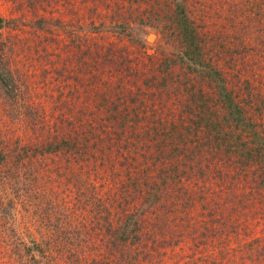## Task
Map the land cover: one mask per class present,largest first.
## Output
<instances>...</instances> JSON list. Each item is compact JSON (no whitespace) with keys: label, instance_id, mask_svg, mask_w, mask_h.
Returning <instances> with one entry per match:
<instances>
[{"label":"rangeland","instance_id":"1","mask_svg":"<svg viewBox=\"0 0 264 264\" xmlns=\"http://www.w3.org/2000/svg\"><path fill=\"white\" fill-rule=\"evenodd\" d=\"M0 15L21 88H0V264L26 248L87 264L103 217L129 211L156 231L150 264L264 245V0H0ZM241 96L242 129L192 122Z\"/></svg>","mask_w":264,"mask_h":264},{"label":"trees","instance_id":"2","mask_svg":"<svg viewBox=\"0 0 264 264\" xmlns=\"http://www.w3.org/2000/svg\"><path fill=\"white\" fill-rule=\"evenodd\" d=\"M10 20L2 17L0 15V88L6 95V97L10 99H15L21 92L20 85V68L16 64V55L12 47H8L10 42L9 35L11 23ZM3 31H6L5 39H3ZM234 97H236L234 95ZM238 97V96H237ZM242 97V96H241ZM237 98L235 102H221L218 104L217 108L210 107V105H205L202 103V107L197 110L196 119H193V123L197 124L200 123L203 128V132H208V126L214 121L216 122L213 127L217 133H221L223 129H226L229 126H238L242 129V127L246 126L249 123V119L251 117V107L248 103L249 101L242 97ZM210 114L213 117H210ZM214 135V128L211 132V137ZM50 143V142H49ZM259 148V147H258ZM162 150V148H160ZM163 155V153H161ZM160 156V155H159ZM242 171H246L244 167L239 168ZM233 174V178H234ZM263 178V177H261ZM149 201H151L149 199ZM132 206L131 208H133ZM207 212L210 209H206ZM125 215V218L122 217ZM121 217L123 220L118 222L117 224H112L108 218L103 217V226L105 233L108 235L107 243H104L105 252H101L100 256L97 255L91 256L89 260H87V264H142L147 262L150 264L152 262V252L155 250L154 245V229L151 232L147 233L144 232L146 235L141 234L140 230V214L137 211H129L122 213ZM72 218H74L72 216ZM120 218V217H118ZM151 224L154 226L158 225L156 220L152 221ZM206 231V230H205ZM199 232L203 234V231ZM148 235L149 238H148ZM146 236L148 238L147 242L142 241V237ZM204 237V234L202 235ZM237 246V245H236ZM263 246V247H262ZM232 249H238L237 253V261L231 264H251L250 261L252 259H257L262 264H264V255L262 252L264 250V245L261 243L259 244L257 238H252L245 240L238 245L236 248L231 247ZM262 248V249H261ZM261 249V250H260ZM226 249L218 248V255H209V261L206 264H225L222 261L223 256L226 257L224 253ZM73 253V252H70ZM19 259L24 258L25 260L21 261V264H39L36 257L30 254L29 249H25L24 252H18ZM74 258H77L74 255ZM246 259H249V263L246 262ZM47 260V259H45ZM233 261V260H232ZM75 262V261H73ZM79 263V262H78ZM184 264H200L196 261H188L186 260Z\"/></svg>","mask_w":264,"mask_h":264}]
</instances>
